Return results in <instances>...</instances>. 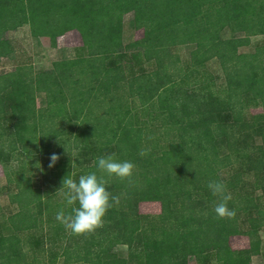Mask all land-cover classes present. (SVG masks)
I'll list each match as a JSON object with an SVG mask.
<instances>
[{
	"label": "trees",
	"instance_id": "1",
	"mask_svg": "<svg viewBox=\"0 0 264 264\" xmlns=\"http://www.w3.org/2000/svg\"><path fill=\"white\" fill-rule=\"evenodd\" d=\"M129 12L143 19L145 35L125 44ZM77 21L83 43L75 58L39 71L21 63L0 74V148L10 183L16 182L15 210L0 213V264H253L264 226L255 197L264 189V111L248 110L264 103V37L253 51L238 49L252 35L264 36V0H0V50L7 49L8 32L24 25L36 38H58ZM226 30L244 35L224 45ZM186 44L194 47L182 61L172 50ZM128 56L155 65L132 77L136 109L105 100L123 80L119 61ZM213 59L225 74L218 89L198 76ZM192 81L196 87L183 86ZM153 120L161 124L154 127ZM52 147L60 159L50 180L44 173L43 190L28 165ZM111 154L132 161L134 174L130 181L106 177L120 203L109 208L102 227L73 235L55 219L61 209L78 206L56 193L61 181L99 176L97 157ZM213 180L231 193L234 219L214 212L219 198L207 187ZM140 196L159 201L161 212L142 213ZM240 234L250 238L249 247H232L231 237ZM119 245L127 246V256Z\"/></svg>",
	"mask_w": 264,
	"mask_h": 264
},
{
	"label": "rangeland",
	"instance_id": "2",
	"mask_svg": "<svg viewBox=\"0 0 264 264\" xmlns=\"http://www.w3.org/2000/svg\"><path fill=\"white\" fill-rule=\"evenodd\" d=\"M82 25V21L67 24L65 26L64 34L58 38H53L50 36H41L36 38L31 33L30 25H24L17 30L9 31L7 34V49L0 50V74L14 70L21 63L26 65L31 64L32 68L35 71H39L48 68L53 61L75 58L77 56V48L80 47L83 43L80 34V28L82 27ZM144 35L145 24L143 19L135 17V14L133 12L127 13L124 16V43L129 44L132 41L142 39ZM242 35H244L243 32L229 34V32L226 30L223 38V44L228 45L232 42V37H238ZM262 37L264 36L252 35L250 37V43L240 46L238 50L240 52L253 51L255 43ZM193 47L194 45L192 44L176 45L173 47L172 50L173 55H177V57L179 56L183 61L185 58L190 56ZM129 57L130 56H128V58L126 59L123 58L119 61L123 67V80L118 82V88L111 89L108 96H106L107 99L105 100L111 101L112 99V101H118L117 104L120 105L124 103H132L133 108L136 109L140 105L139 97L131 99L132 95L130 92L132 86H137L138 83L137 81H133L131 83V80L133 79L132 77L137 73H143L145 71L151 72L155 68V65H147L143 59L133 61ZM171 59L172 57L168 58L167 62L172 61ZM201 70L202 71L198 74V76L204 75L207 81L212 84L215 89H218L219 86L222 85L225 74L222 70V66L219 65L216 59L208 61L201 68ZM212 82H214L215 84H213ZM183 86L196 87L197 83L192 81L190 85L188 84ZM253 95L255 98L260 99V93L257 89L253 91ZM37 98L38 103L40 105H44L46 103V96L44 93L39 94ZM248 111L252 114L262 113L264 111V103L262 101H259L257 105L250 106ZM136 115L137 118L142 119V114L140 112H138ZM47 122L48 121H46L45 123ZM151 122L154 123V127L159 126L161 124L160 120H153ZM150 125H152V123ZM258 141L260 142V139H258ZM18 150H16L15 153H17ZM66 151L68 153V156H71V153H69L70 151ZM53 153L57 154L56 148L54 147L50 149L49 153L40 152L38 160L39 162L37 161V163L28 165L29 168L32 166V169H30L28 172L29 175L33 176L34 174H37L35 184L42 187L43 190L48 188V184L46 183L44 177L45 174H47L49 180L53 176L51 169H53L55 166L51 168L49 167L50 156ZM75 153H77V149H75L74 154ZM76 156L77 154L73 155L74 158ZM15 164V160H12L8 164L10 172ZM11 174V176L14 177V174ZM53 180L54 179H52L51 182ZM15 185L16 182L13 184L10 183L9 173L8 171H6V164L3 161V150L0 148V213H9L10 211L15 210V206L11 203V194L16 189ZM255 194V197H261L260 199L256 197L258 199L256 200V202L258 201V204L260 203V206L264 207V189L258 188ZM56 197L59 200L63 198L62 196V198H59L58 195ZM139 208L142 213L156 214L161 212L162 205L159 201H149L146 199L145 196H140ZM243 218H245L244 215ZM22 234L26 235L27 233L22 232ZM260 235L262 237V251L259 255L253 257V264H264V226L260 228ZM231 244L232 247L235 249L246 248L250 246V238L242 234L234 235L231 237ZM116 250L123 256H127L128 254V248L126 245H119L116 247ZM189 264H195V261L192 259L190 260Z\"/></svg>",
	"mask_w": 264,
	"mask_h": 264
},
{
	"label": "clouds",
	"instance_id": "3",
	"mask_svg": "<svg viewBox=\"0 0 264 264\" xmlns=\"http://www.w3.org/2000/svg\"><path fill=\"white\" fill-rule=\"evenodd\" d=\"M142 151L140 155H144ZM60 157L53 153L50 156L49 167H54ZM95 165L100 175L90 172L80 175L74 179L72 175L65 177L61 183L62 187L58 190L71 211L66 213L61 209L56 213L55 219L62 224L67 231L73 235H83L92 233L103 226V218L113 204L120 203V197L112 195L106 185L109 179L116 177L120 181L131 180L135 164L128 160H118L115 154L97 157ZM72 167L74 165L72 164ZM213 196L219 198L214 206V212L220 219H234L236 212L228 207V202L232 199L231 193L222 181L213 180L207 185Z\"/></svg>",
	"mask_w": 264,
	"mask_h": 264
}]
</instances>
